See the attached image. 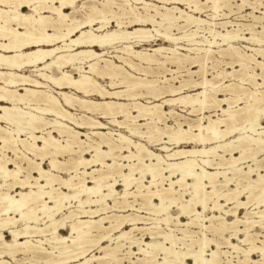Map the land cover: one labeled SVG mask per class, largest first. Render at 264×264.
I'll list each match as a JSON object with an SVG mask.
<instances>
[{
    "label": "snow or ice",
    "instance_id": "snow-or-ice-1",
    "mask_svg": "<svg viewBox=\"0 0 264 264\" xmlns=\"http://www.w3.org/2000/svg\"><path fill=\"white\" fill-rule=\"evenodd\" d=\"M253 7L0 0L9 44L51 40L71 21L149 47L135 59L150 69L119 62L136 86L117 87L139 106L102 124L0 95V264H264V30L229 32L210 11ZM258 10L264 29V0Z\"/></svg>",
    "mask_w": 264,
    "mask_h": 264
},
{
    "label": "bare ground",
    "instance_id": "bare-ground-1",
    "mask_svg": "<svg viewBox=\"0 0 264 264\" xmlns=\"http://www.w3.org/2000/svg\"><path fill=\"white\" fill-rule=\"evenodd\" d=\"M239 1L248 3V0ZM175 2L180 3L182 0H175ZM211 2L215 4L216 0ZM210 11L214 17L220 16L214 9ZM228 11L232 13L231 9ZM68 14L65 13V15ZM252 18L257 17L252 16ZM228 23L231 22L221 24L225 27ZM92 27L98 29V25ZM69 28L73 29L72 34L75 37L68 34ZM76 28H81L83 35H77L74 31ZM90 31L91 29L85 30L79 24L70 21L64 30L51 40L43 38L40 43H24L22 46L16 43L9 44L3 39V34H0V95L10 100L14 99L17 105L23 102L26 105V111L38 109L40 114L45 116L54 113L52 120L67 117L69 120H80L85 123H90L87 119L89 113L93 118L98 115L116 118L120 111H128L130 103L132 107H138V101L130 100L128 93L122 92L121 89L110 92L99 80L107 77L110 86L117 87L123 83L130 88L135 87V82L127 75V69L118 66L119 62L131 63L133 68H138L139 62L135 57L145 58L144 54L149 49L125 46L123 38L113 43L112 40L99 36L89 37ZM219 35L223 36L224 33ZM65 36H68L67 40L64 39ZM158 47H164V45ZM110 48L115 50V55L113 54L112 57L116 61L105 57ZM126 57L127 60H125ZM66 68L76 71L77 76H73ZM24 70H30L33 74L22 73ZM148 70L150 71V69L138 68L137 72ZM54 89L58 91L56 92L59 97L57 93L55 95L50 91ZM63 89L74 90L81 96L71 91H62ZM91 94L97 95L101 100L106 98L110 100H88ZM2 107L4 104L0 103V108ZM76 109L83 112L78 117L71 111ZM99 134L97 131V135Z\"/></svg>",
    "mask_w": 264,
    "mask_h": 264
},
{
    "label": "rangeland",
    "instance_id": "rangeland-1",
    "mask_svg": "<svg viewBox=\"0 0 264 264\" xmlns=\"http://www.w3.org/2000/svg\"><path fill=\"white\" fill-rule=\"evenodd\" d=\"M227 1V0H226ZM231 2L235 3L236 0H232ZM240 2V1H239ZM248 2L253 3L254 7L253 8H245L243 11L241 10H237L236 8H230L232 10V15H229V11H220L219 14L220 16L215 17V23L219 25V27L221 28H227L230 30V26L237 22V21H242L246 24H251L253 27H256V33H259L261 31V28L259 27V25L261 24V13L258 10V6L261 3V0H248ZM256 3V4H254ZM70 11V10H69ZM212 12V11H211ZM223 13V15H222ZM238 14V15H237ZM252 16H255L257 18H252ZM231 22L230 24L228 23L227 26L223 27L221 23H225V22ZM72 37H75L74 34H72ZM155 41H153L154 43ZM164 44H160L158 46H161ZM142 48H146L149 49V47H136V49H142ZM98 51V50H97ZM113 54L115 55V50L113 48H110L108 50V53L105 54V57H110V59L115 60L112 56ZM116 61V60H115ZM66 70H68V72H70L73 76H77L76 71L71 70L69 68H66ZM149 71V70H148ZM22 73L25 74H33L30 70H24ZM137 75L140 74V72L136 73ZM109 79L107 77H104L103 80H99L101 84H103L104 88L110 92L114 91V90H118L120 89L119 87H116V85L114 86H110L108 84ZM104 81H107V83H104ZM109 86V87H108ZM111 87V88H110ZM52 93L54 92V94L56 95V93L58 92L56 89H54V91L50 90ZM57 91V92H56ZM62 91H71V93H76L74 90H70V89H63ZM21 92V90H20ZM77 95L81 96L79 93H76ZM57 97H59L58 93H57ZM90 98V99H89ZM88 100H92V101H108L110 100V98H106L104 100H101L100 97H97V95L91 94L88 97ZM111 100H113L111 98ZM124 100V99H123ZM126 101V100H125ZM138 101V99L136 100ZM72 113L76 114V116H80L83 112L80 109H76V110H71ZM49 116V115H48ZM99 117V122L103 123L104 122V117H101L100 115L96 116Z\"/></svg>",
    "mask_w": 264,
    "mask_h": 264
}]
</instances>
